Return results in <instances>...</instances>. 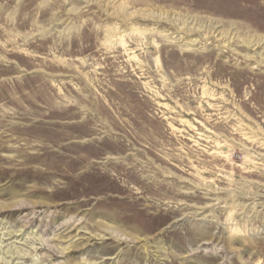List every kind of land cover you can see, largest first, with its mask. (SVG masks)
Segmentation results:
<instances>
[{
    "label": "rangeland",
    "instance_id": "obj_1",
    "mask_svg": "<svg viewBox=\"0 0 264 264\" xmlns=\"http://www.w3.org/2000/svg\"><path fill=\"white\" fill-rule=\"evenodd\" d=\"M0 264H264V0H0Z\"/></svg>",
    "mask_w": 264,
    "mask_h": 264
},
{
    "label": "bare ground",
    "instance_id": "obj_2",
    "mask_svg": "<svg viewBox=\"0 0 264 264\" xmlns=\"http://www.w3.org/2000/svg\"><path fill=\"white\" fill-rule=\"evenodd\" d=\"M258 41H259V40H258ZM217 143H218V142H217ZM224 155H225L226 157H228V154L225 153ZM230 212H231V211H230ZM14 235H16V234H14ZM14 235H13V236H14ZM13 236H12V237H13ZM2 251H4V250H2ZM5 253L8 254L7 257H12L13 254H14V253H13V249H11V248H8V250L5 251ZM11 263H12V262H11Z\"/></svg>",
    "mask_w": 264,
    "mask_h": 264
}]
</instances>
